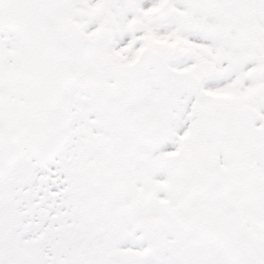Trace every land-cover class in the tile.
<instances>
[{"label": "rangeland", "instance_id": "rangeland-1", "mask_svg": "<svg viewBox=\"0 0 264 264\" xmlns=\"http://www.w3.org/2000/svg\"><path fill=\"white\" fill-rule=\"evenodd\" d=\"M48 2L85 75L115 87L118 67L150 54V96L178 138L153 153L140 150L142 157L123 116L116 109L117 120L110 112L113 97L74 92V131L95 134L97 141L87 138L80 163L60 166L83 145L76 138L45 169L30 161L14 170L21 190L31 184L23 170L35 180L31 189L40 212L20 205L25 217L31 214V238L13 231L12 216L5 217L12 202L0 186V238L3 231L13 253L7 264H40L35 240L44 264H226L161 217L180 188V155L228 174L240 224L264 247V0ZM17 44L16 34L0 38V65ZM102 226L106 236L115 234L109 242ZM124 233L130 237L120 242Z\"/></svg>", "mask_w": 264, "mask_h": 264}, {"label": "water", "instance_id": "water-1", "mask_svg": "<svg viewBox=\"0 0 264 264\" xmlns=\"http://www.w3.org/2000/svg\"><path fill=\"white\" fill-rule=\"evenodd\" d=\"M13 4L14 3H9L8 6H3L0 0V14H3L5 8L14 6ZM6 23H9V21H6ZM44 23L49 26V23L45 17ZM38 49H40V45L38 42H35L33 43V51L35 53H32V55L27 54V59L29 60L31 67V81L24 95V99L17 103H13V111H10L12 121L11 124H9V127L13 129L14 134L25 131L26 133L24 132V134L26 135L23 137L24 141L35 137V134H37L38 140L41 142V148L48 149L49 146L45 141L48 132L55 131L57 139L61 135L64 115H62V113L60 114V112H63L62 109L64 110V103L62 104L63 101L61 96L54 100L41 103L42 99L47 95L50 88L52 87L53 82L55 84H59L60 82L55 78L51 68H48V72H46L44 68V65H47L48 67V64H50V59L53 57H58V53L56 51L49 53V51L43 49V52H40L37 51ZM22 58L23 57L20 52L15 59V64L17 65ZM41 59L44 61L43 65L41 63ZM16 65L12 67L14 68ZM137 67L140 69L138 73H131L130 69H127V71L124 73V80L126 82L128 81L127 86L134 88L132 92L128 93L125 102L126 111L128 114V122L139 133L147 145L155 146L157 145L156 143L160 142V136H154L151 141L147 131L151 130L152 132L157 133L162 129V124L158 120L156 113L150 111L144 93V77L147 68V62L145 60H141L137 64ZM69 79L73 80L72 77H69ZM132 80H136L137 83H134ZM34 106L37 107V111L33 117H22L18 110L21 108L24 111H28ZM0 107L3 108V105L0 104ZM15 107L16 109H14ZM140 110L142 111L143 116L139 115ZM10 160L11 157L8 155V153L1 151L0 149V162H7ZM192 176L193 178L197 176L195 180L197 183L195 185V189L198 191L201 189L202 183L200 181H202V179L205 180L203 188L207 192L218 186H222V184L224 185L223 179L217 177V174L214 172L208 174L199 172L198 175ZM190 192L192 191H186L184 193L182 196V202H186L188 200V197L191 194ZM203 213L204 212L199 209L198 204L195 201H189L188 207L186 208L182 219V223L190 227L197 234L210 237L211 225L205 221ZM240 244L244 248L247 247L246 242L242 239L240 240Z\"/></svg>", "mask_w": 264, "mask_h": 264}]
</instances>
